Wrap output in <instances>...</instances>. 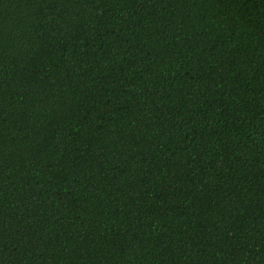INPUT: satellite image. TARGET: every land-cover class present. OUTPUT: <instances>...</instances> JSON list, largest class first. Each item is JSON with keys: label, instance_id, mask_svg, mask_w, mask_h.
Here are the masks:
<instances>
[{"label": "trees", "instance_id": "16d2710c", "mask_svg": "<svg viewBox=\"0 0 264 264\" xmlns=\"http://www.w3.org/2000/svg\"><path fill=\"white\" fill-rule=\"evenodd\" d=\"M0 264H264V0H0Z\"/></svg>", "mask_w": 264, "mask_h": 264}]
</instances>
